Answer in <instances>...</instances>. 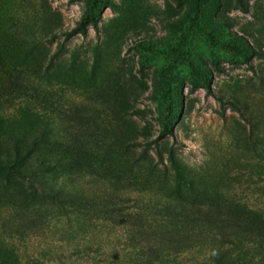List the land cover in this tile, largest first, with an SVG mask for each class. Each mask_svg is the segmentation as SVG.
Returning a JSON list of instances; mask_svg holds the SVG:
<instances>
[{
  "label": "rangeland",
  "instance_id": "obj_1",
  "mask_svg": "<svg viewBox=\"0 0 264 264\" xmlns=\"http://www.w3.org/2000/svg\"><path fill=\"white\" fill-rule=\"evenodd\" d=\"M83 15L97 28L68 38ZM0 60L33 79L32 98L0 110L11 153L0 157L23 130L55 129L44 107L121 113L109 157L131 173L138 199L121 216L105 200L117 186L98 177L54 168L30 183L0 170V264H264V0H0ZM123 132L151 145L123 147ZM192 202L209 215L200 222L217 227L224 216L234 236L217 251L206 238L164 254L168 229L184 236L164 208L173 215ZM245 224L263 229L245 236ZM148 242L158 257L139 250Z\"/></svg>",
  "mask_w": 264,
  "mask_h": 264
},
{
  "label": "trees",
  "instance_id": "obj_2",
  "mask_svg": "<svg viewBox=\"0 0 264 264\" xmlns=\"http://www.w3.org/2000/svg\"><path fill=\"white\" fill-rule=\"evenodd\" d=\"M90 24H94L97 28L96 22L93 21L90 15H83L77 25L66 33V36L69 38L75 34L86 35ZM22 73H24L22 70L16 71L11 68L7 62L3 63L0 60V110L17 107L22 102L32 98L33 95L28 85L30 82H33V79H31V76L25 74L20 78ZM12 74H17L14 80L10 76ZM200 84L209 94H214L210 82L202 81ZM197 85L198 84H194L193 86L196 87ZM166 98L170 105V97L166 96ZM218 98L223 102L220 97ZM44 111H49L53 116L55 115V129L49 130L48 128H42L35 133L23 130L14 138L11 157H0V170H8L10 173L18 174L26 178L30 183H40L36 177L37 173L54 168L61 169L68 174L98 177L105 182H111L112 185L117 186L116 191L118 194H112L110 198H105V200L109 201L108 205L110 207L108 208L117 211L121 216L132 217V214L128 212L131 208L128 204L138 199L130 195V193L133 192V190L130 189H134L131 185L133 179L129 177L131 173L124 170L114 171L112 157H109V155L115 152V144H119L117 137L118 132L121 130L118 121L115 119L116 117L120 118L121 113L109 116L105 112H99L98 116H96L95 114L88 113L82 105L76 107H61L56 104L51 108L44 107ZM133 113L141 115V112L138 110L133 111ZM105 120L110 121V124H107ZM123 133L125 139H123L124 142L120 144L123 147L134 148L144 145L146 149L151 145L148 140L143 139V141H140L139 137L133 134L128 135L126 132ZM165 133H172V131L162 132L159 138L165 136ZM26 140L27 144L22 148L20 145ZM159 140L160 139H157L155 141L156 146H158L156 151L159 160L162 161L163 157L159 150ZM0 153L3 155L11 154L10 151H4L2 149L1 137ZM168 160L174 168L178 167L177 152L172 146L169 148ZM34 161L36 162L35 167H33ZM29 162H32V164L27 167L28 169L25 167L23 168V166L27 165ZM121 192H123V195ZM80 196L82 195L73 197L81 199ZM101 203L95 205V207H97L94 210L96 213L102 210L100 207ZM188 208H195L198 212L197 215L200 217L196 219L187 217L188 214L186 213V209ZM167 209L168 207L166 206L164 208L166 211L163 213L164 217L169 220L172 219L173 221L177 220V226L180 225V231L184 236L181 240L176 241L172 239V230L168 229V233H166V237L164 238L165 247L161 250L164 254H170V252L174 251L177 253L185 251L195 246L198 242H204L203 240L206 238L207 244L211 243L214 251H217L219 244L221 246L224 243H228V240H230L229 237L234 236V234H227L224 232V224L222 223L225 221L224 216L220 218L216 216L214 218V224H216L217 227H213L210 221L200 222V219H202L201 217L205 219L208 218L209 215H207L205 209L199 204L194 205V202H192L191 206H183L182 210L173 215L170 214ZM158 211H162L161 207H158ZM190 224L192 225L190 226ZM237 224H239V222ZM257 229L263 228L260 226L252 227V224H245L240 230V233L245 236H253L254 234L257 235ZM221 240L223 242H221ZM254 242L256 241L253 240V243ZM137 243L138 242L134 241V245ZM154 249L157 248L153 247L149 242L139 247V250L144 251V253L149 251V254H156V251L155 253L152 251ZM156 256L158 257L159 253L156 254ZM155 260L157 259H152L149 262L153 263Z\"/></svg>",
  "mask_w": 264,
  "mask_h": 264
}]
</instances>
